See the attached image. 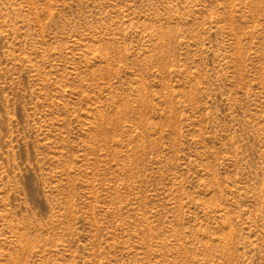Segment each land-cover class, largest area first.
I'll list each match as a JSON object with an SVG mask.
<instances>
[{
  "label": "rangeland",
  "instance_id": "rangeland-1",
  "mask_svg": "<svg viewBox=\"0 0 264 264\" xmlns=\"http://www.w3.org/2000/svg\"><path fill=\"white\" fill-rule=\"evenodd\" d=\"M0 264H264V0H0Z\"/></svg>",
  "mask_w": 264,
  "mask_h": 264
}]
</instances>
